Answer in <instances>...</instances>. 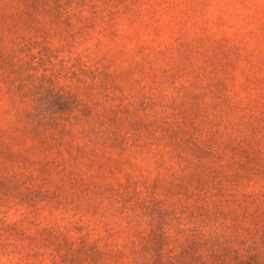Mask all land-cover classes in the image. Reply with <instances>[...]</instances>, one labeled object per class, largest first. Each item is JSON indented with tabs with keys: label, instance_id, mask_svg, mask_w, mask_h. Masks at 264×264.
<instances>
[{
	"label": "rangeland",
	"instance_id": "1",
	"mask_svg": "<svg viewBox=\"0 0 264 264\" xmlns=\"http://www.w3.org/2000/svg\"><path fill=\"white\" fill-rule=\"evenodd\" d=\"M0 264H264V0H0Z\"/></svg>",
	"mask_w": 264,
	"mask_h": 264
},
{
	"label": "trees",
	"instance_id": "2",
	"mask_svg": "<svg viewBox=\"0 0 264 264\" xmlns=\"http://www.w3.org/2000/svg\"><path fill=\"white\" fill-rule=\"evenodd\" d=\"M40 122H44V120H40ZM46 123H48V122H46ZM51 123H53V122H51ZM49 124V123H48Z\"/></svg>",
	"mask_w": 264,
	"mask_h": 264
}]
</instances>
